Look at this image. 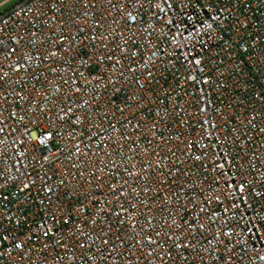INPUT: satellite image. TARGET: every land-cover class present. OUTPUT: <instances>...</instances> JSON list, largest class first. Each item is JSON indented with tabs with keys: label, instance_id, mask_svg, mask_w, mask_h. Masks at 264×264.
<instances>
[{
	"label": "built area",
	"instance_id": "1",
	"mask_svg": "<svg viewBox=\"0 0 264 264\" xmlns=\"http://www.w3.org/2000/svg\"><path fill=\"white\" fill-rule=\"evenodd\" d=\"M0 264H264V0L1 13Z\"/></svg>",
	"mask_w": 264,
	"mask_h": 264
},
{
	"label": "rangeland",
	"instance_id": "2",
	"mask_svg": "<svg viewBox=\"0 0 264 264\" xmlns=\"http://www.w3.org/2000/svg\"><path fill=\"white\" fill-rule=\"evenodd\" d=\"M21 0H0V14L13 7Z\"/></svg>",
	"mask_w": 264,
	"mask_h": 264
}]
</instances>
